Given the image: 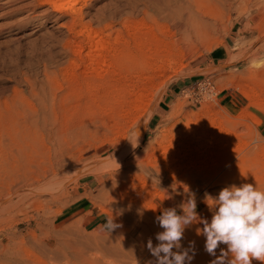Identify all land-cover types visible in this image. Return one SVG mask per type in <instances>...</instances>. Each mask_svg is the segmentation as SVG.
Here are the masks:
<instances>
[{
    "label": "rangeland",
    "instance_id": "374dc122",
    "mask_svg": "<svg viewBox=\"0 0 264 264\" xmlns=\"http://www.w3.org/2000/svg\"><path fill=\"white\" fill-rule=\"evenodd\" d=\"M53 1L64 8L0 0V264H156L147 241L159 243L156 217L165 209L182 214L180 205L194 198L199 216L210 221L207 196L233 184L264 190V68L249 67L264 58V0H204L215 25L189 35L165 21L164 0H78V13L71 0ZM132 25L144 28L139 36L155 32L157 52L148 66L131 63L114 78L104 52L99 77L83 57L88 44L80 33L92 30L116 46L117 35L126 37L118 44L132 43ZM117 84L151 93L132 126L121 110H100L107 98L126 94L103 88ZM243 88L253 92L244 97ZM42 114L58 128L51 136ZM190 121L194 136L180 141L177 131ZM168 134L177 139L172 148ZM165 137L164 147L180 156L174 163L158 159ZM78 206L84 210L73 213ZM92 215L101 226L88 222ZM111 219L119 226L110 231ZM202 227H187L181 248L173 249L188 250L190 264H211L226 250L222 244L209 255Z\"/></svg>",
    "mask_w": 264,
    "mask_h": 264
},
{
    "label": "clouds",
    "instance_id": "9594fccd",
    "mask_svg": "<svg viewBox=\"0 0 264 264\" xmlns=\"http://www.w3.org/2000/svg\"><path fill=\"white\" fill-rule=\"evenodd\" d=\"M249 67L257 71L264 68V58L251 61ZM206 202L212 210L210 221L199 216L194 198L180 205L182 214L168 208L156 217L163 229L156 234L159 243L153 246L151 239L147 241L156 264H190L188 250L173 249L181 248L185 229L197 222L203 225L197 231L206 238L205 251L209 255L216 257L217 248L226 245L211 264H252L253 260L264 264V190L251 183L233 184L215 197L207 196ZM118 226L112 219L105 225L110 231Z\"/></svg>",
    "mask_w": 264,
    "mask_h": 264
},
{
    "label": "bare ground",
    "instance_id": "6f19581e",
    "mask_svg": "<svg viewBox=\"0 0 264 264\" xmlns=\"http://www.w3.org/2000/svg\"><path fill=\"white\" fill-rule=\"evenodd\" d=\"M58 1H61V0H58ZM65 1V0H64ZM68 0H66V3H67ZM234 1V0H233ZM37 7H40V6H44V5H52L53 6V11L55 12H59L60 10H62L64 7L63 5H59L57 4L56 2H54L53 0H37ZM70 2V0L68 1ZM163 2V5H162V13L164 14V19L165 21L167 22L168 20L172 23L171 26L174 27L175 31L179 33V35H189V34H201V33H204L206 30H209L211 26H214L215 24L212 23L211 20L208 15H207V9H206V6H205V1L204 0H164V1H161V3ZM235 2V1H234ZM65 3V4H66ZM78 3V0H71V8H70V11L72 13H78V11H80V9H77L76 8V4ZM83 3L85 4L86 3V0H83ZM68 4V3H67ZM210 15V14H209ZM80 16V15H79ZM75 25H81L82 23V20H81V17H78L76 18V20L74 21ZM83 25V24H82ZM137 25V24H136ZM133 26L132 25V28L131 30L133 31V38L132 36H129L131 37L130 39L133 40L132 43H129V42H123L121 44H118L119 40L122 41H125L126 40V37L125 39L124 38H121L120 35H117V39L115 40V44L116 46H113V44H111L110 42H108V40L104 37H100L99 34L97 32H94L92 30H87V31H82L80 33V35H82L84 37V39H86L87 41V44H88V48H87V53L83 56L85 61H87L89 64L91 63V65L93 66H100L101 64L103 65H106V61L108 62L107 60V56H104L103 53L105 52L106 54H110L111 55V61H109L108 63V66L111 67L112 69V72L110 70L109 74H108V78L109 77H113L118 75V74H121L123 72V70H125V67L130 65L131 63H134L135 65L137 66H145L149 64V59L152 58L154 56V54L157 52V50L155 49L156 46L154 44H157V37H156V34L155 32H144L143 34H140L141 36L138 35V33H142L143 31V27H139V26ZM142 25V24H140ZM144 26V25H143ZM146 28H147V24L145 25ZM144 26V27H145ZM131 27V26H130ZM127 28V27H126ZM151 28V27H150ZM148 27V29H150ZM128 29H130L128 27ZM165 29V28H164ZM127 30V29H126ZM151 30V29H150ZM167 30V28H166ZM128 31V30H127ZM149 31V30H148ZM152 31V30H151ZM129 33V32H128ZM132 33V32H131ZM78 34V33H77ZM125 34V33H124ZM130 35V34H129ZM202 36V35H201ZM123 37V35H122ZM128 37V35H127ZM123 39V40H122ZM130 39L127 38V40L130 41ZM131 42V41H130ZM79 43V42H78ZM76 43L74 45V50H73V54L74 56L76 57V59L78 60H81L82 59V52H83V47ZM112 45H110V44ZM120 43V42H119ZM161 43V42H160ZM118 44V45H117ZM108 45V46H107ZM153 45H154V49H153ZM75 64V63H74ZM73 64V65H74ZM171 64V63H170ZM93 67L94 70H95V73H97V75L99 74V72H102L101 70H99L100 68L99 67ZM162 66V65H161ZM184 67V66H183ZM99 68V69H97ZM151 68V67H150ZM134 69V68H133ZM138 69V67H137ZM159 67L158 69L155 71L157 73H159ZM182 69V68H181ZM97 70H99L97 72ZM88 71V70H87ZM132 71V70H131ZM135 71V70H134ZM162 71V70H161ZM160 71V72H161ZM182 71V70H180ZM87 73V72H86ZM101 74V73H100ZM99 74V75H100ZM75 74H73L72 76L70 77H74ZM88 75V74H87ZM98 75V76H99ZM122 76V75H121ZM69 77V76H68ZM69 77V78H70ZM100 77V76H99ZM106 78V77H105ZM118 78V77H117ZM107 79V78H106ZM116 80V78H115ZM104 81V80H103ZM113 81V79H112ZM118 81V80H117ZM107 82V81H106ZM106 82L104 84H106ZM114 82V81H113ZM150 82V81H149ZM114 84V83H113ZM112 85V84H111ZM119 85V84H117ZM101 86V85H99ZM109 85H105L103 86L104 89H106V91H112V90H117V89H121L123 91H126V88L127 86L125 84H121L116 87H110ZM152 90V89H151ZM122 91V92H123ZM104 92V91H103ZM253 92L252 88L251 89H244L241 90V94L244 96V97H247L248 95H250L251 93ZM126 94L125 95H122V96H118V97H115V96H111L110 98H107V100H104L103 102V107L100 109V110H106L107 108H114L116 111H119L121 110L122 111V114L125 115V117H128L127 119L131 122V124L129 123V121H127L131 126L136 124V115L137 114H143L146 112V107L144 105V103H146L145 101L150 97L152 98L151 96V93L148 92L147 90H144L142 89L140 92H134L133 89L132 90H128L125 92ZM106 94V92H105ZM117 94V93H116ZM114 95V94H113ZM120 95V94H119ZM104 97V96H103ZM161 101V99H160ZM96 102H98L96 100ZM125 102L127 103V106L125 105ZM98 104V103H97ZM149 104V103H148ZM158 104V103H157ZM125 105V106H124ZM99 106V105H98ZM175 114V113H174ZM42 120H43V129L46 131V133L48 134V136H51L55 130H58V128L56 129V127H54V125H50L48 123V116L46 117V115L42 114ZM37 117V116H36ZM40 117V116H39ZM195 118V117H194ZM193 118V119H194ZM192 118H190L191 120ZM196 119V118H195ZM213 119V118H212ZM212 119H206L208 122V125L209 127H212V125L215 123L214 120ZM205 120V121H206ZM189 121V120H188ZM194 121V120H193ZM198 121V119H197ZM203 121V120H202ZM204 122V121H203ZM51 123V122H50ZM54 123V122H53ZM194 123V122H193ZM37 124V123H35ZM52 124V123H51ZM128 124V125H129ZM195 124V123H194ZM129 125V126H130ZM185 128V130L180 133L179 131H177V137L178 139L181 141L182 139H187L188 138H192L194 136V133L191 134V129H190V125L191 124V121L190 122H187L186 124H183ZM182 125V126H183ZM199 125H203L202 123H200ZM197 125V126H199ZM205 125V124H204ZM203 125V126H204ZM207 125V126H208ZM36 126V125H35ZM195 126V125H194ZM195 126L197 129L198 127ZM207 126H205V128H203L204 132L206 131L207 132V129L208 128ZM60 127V125L58 126ZM134 127V126H133ZM132 127V128H133ZM214 127V125H213ZM175 128V127H174ZM181 129V128H180ZM201 129V128H200ZM70 130H72V128H70ZM179 130V129H178ZM195 129H193L194 131ZM210 130V129H209ZM217 130V129H216ZM215 130V131H216ZM134 131V130H133ZM199 131V130H198ZM197 131V132H198ZM202 131V129H201ZM218 131V130H217ZM216 131V132H217ZM176 132V131H174ZM203 132V131H202ZM201 132V133H202ZM210 132V131H209ZM137 134V133H136ZM198 134V133H197ZM200 134V133H199ZM211 134V133H210ZM215 134V133H214ZM144 135H145V132L143 133H140V135H138V138L136 139V141H133L134 142V147L137 148L140 146V144L142 143L143 141V138H144ZM173 135V134H172ZM203 135V134H202ZM174 136V135H173ZM171 136V137H173ZM164 137V136H162ZM175 137V136H174ZM207 138L206 139H209V135L206 136ZM223 138H226L225 136H222ZM167 137L165 138H162V140L160 141H156L155 140V144L158 145L159 143V148L157 149H160L161 148V152H162V155L164 156H161V154H159L160 156L158 157V159H161V160H165L163 162H168V163H174L178 160L177 157L180 158V156H177L176 152L173 150L175 148H173L172 150H169V148L167 147H164V143L167 142V139L169 140L168 143L171 144V148L174 147L173 144H175L176 142L174 141H177V139L175 140V138H170L169 139V134H168V138L166 139ZM205 138V137H204ZM211 138H212V135H211ZM196 139V138H195ZM227 139V138H226ZM135 140V139H134ZM194 140V139H193ZM198 140V139H197ZM203 140V138H202ZM191 141V140H190ZM204 141V140H203ZM202 142V141H201ZM168 144V146L170 145ZM183 144V143H182ZM178 145V144H177ZM186 145V144H185ZM156 147V146H155ZM153 148V147H151ZM189 148V147H188ZM178 149V148H177ZM186 149V148H185ZM184 149V151H185ZM191 150V148H189ZM147 151L149 150L150 151V148L149 149H146ZM154 150V149H153ZM180 150V149H179ZM197 150V149H196ZM146 151V152H147ZM148 151V152H149ZM157 151V150H155ZM178 151V150H176ZM200 151V150H198ZM196 151V152H198ZM147 152V154H148ZM186 152V151H185ZM191 153V151H189ZM187 151V153H189ZM193 152V150H192ZM195 152V154H197ZM150 153V152H149ZM159 153V152H158ZM157 153V154H158ZM180 154V153H178ZM183 154V153H182ZM186 154V153H185ZM192 154V153H191ZM145 155V154H144ZM198 155V154H197ZM63 157V156H62ZM156 157V158H157ZM163 157V158H162ZM191 157V156H190ZM220 157V156H219ZM188 159V158H187ZM67 158L62 161H60L58 164L62 163V162H66ZM156 160V159H155ZM201 160V159H200ZM219 160V159H218ZM186 161V160H185ZM203 161V160H202ZM201 161V162H202ZM221 161V160H220ZM162 162V161H161ZM193 162V161H192ZM214 162V165H215V161H212ZM211 162V163H212ZM218 163V162H217ZM207 164V163H206ZM201 166L204 168L205 165ZM126 165H129V166H133V162L129 161L127 162ZM170 165V164H169ZM168 164L166 165L165 163V166H169ZM173 165V164H172ZM190 165V164H189ZM191 165H193L191 163ZM190 165V167H191ZM213 165V166H214ZM171 166V165H170ZM212 166V165H211ZM216 166V165H215ZM218 166V165H217ZM172 167V166H171ZM177 167V166H176ZM180 167V166H179ZM188 167V165H187ZM209 167V166H208ZM170 168V167H169ZM181 168V167H180ZM185 168V167H184ZM207 168V166L205 167ZM204 168V169H205ZM211 169H214L212 167H210ZM100 169V167H98V170ZM202 169V168H200ZM203 170V169H202ZM162 171V170H161ZM168 171H171V170H168ZM172 171L174 173L175 169H173L172 167ZM213 171V170H212ZM172 175V174H171ZM174 177V176H173ZM200 185V184H199ZM197 189V188H196ZM214 190V189H213ZM203 198V197H202Z\"/></svg>",
    "mask_w": 264,
    "mask_h": 264
},
{
    "label": "crops",
    "instance_id": "0c3cea01",
    "mask_svg": "<svg viewBox=\"0 0 264 264\" xmlns=\"http://www.w3.org/2000/svg\"><path fill=\"white\" fill-rule=\"evenodd\" d=\"M261 127L262 128H264V122H262V125H261ZM84 210V207L83 206H78V208L76 209V211L75 212H73V213H77V212H79V211H83ZM72 213V214H73ZM88 220V222L90 223V224H92V225H96V226H101L102 225V223H103V219H99L98 217H95V216H91V218H89V219H87Z\"/></svg>",
    "mask_w": 264,
    "mask_h": 264
}]
</instances>
